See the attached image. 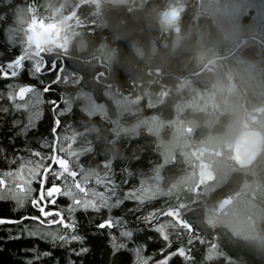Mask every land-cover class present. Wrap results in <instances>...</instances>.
<instances>
[{
  "label": "trees",
  "instance_id": "obj_1",
  "mask_svg": "<svg viewBox=\"0 0 264 264\" xmlns=\"http://www.w3.org/2000/svg\"><path fill=\"white\" fill-rule=\"evenodd\" d=\"M204 5V0H0V62L13 58L20 48L30 50L33 25H61L62 46L51 45L45 58L63 67L62 83L53 82L43 93L42 119L33 135H46L51 126L54 113L48 101L67 94L74 107L61 115L62 122L75 123L80 131L83 127L100 152L82 157V162L95 164L106 156L117 169L125 163L138 172L157 195L149 207L170 208L172 231L181 241L194 242V259L188 264H264V145L251 167L231 166L230 153L223 155L234 168L216 185V171L214 181L199 184L200 171L193 163L182 167L178 160H164L162 141L176 143L179 133L184 143L175 147L174 157L186 159L191 148L194 152L212 136L224 137L229 148L231 138L245 126L264 134V45L253 38L264 42V10L246 7L250 10L240 15L243 30L235 40ZM6 37L13 47L5 43ZM243 37L249 39L239 47ZM25 65L19 82L43 87L29 75L27 61ZM16 79L0 77V92H7V84ZM40 79L54 78L49 72ZM11 119V114L0 113V143L11 135ZM166 133L172 140L164 138ZM74 144L82 145L83 140ZM241 200L246 207L252 205L256 218L258 209L262 218L248 232L236 233L221 214ZM223 203L224 209L218 210ZM126 205L131 207V202ZM0 215L17 213L4 205ZM77 216L91 239L95 233L88 217L96 223L99 217L91 212ZM128 218L135 223L131 214ZM9 227L0 225V264L26 260L23 253L30 249L20 246L33 242L6 239ZM148 235L156 242L148 241L142 254L157 250L159 258L164 241L156 232ZM106 243V238L93 240L84 264H113ZM171 264L182 262L173 257Z\"/></svg>",
  "mask_w": 264,
  "mask_h": 264
},
{
  "label": "snow or ice",
  "instance_id": "obj_2",
  "mask_svg": "<svg viewBox=\"0 0 264 264\" xmlns=\"http://www.w3.org/2000/svg\"><path fill=\"white\" fill-rule=\"evenodd\" d=\"M5 43L13 47L7 37ZM26 61L29 75L43 87L19 82ZM49 72L53 80L40 79ZM62 72L63 67L55 59L45 58L39 44L34 52L20 48L13 58L0 62V77L17 78L7 84V92H0V100L9 102L0 104V113L12 115L11 135L0 143V207L7 205L17 215H0V225H11L6 229V239L33 241L20 246L30 251L23 253L26 260H15V264H84L93 251V240L105 238L113 264H171L173 257L188 264L194 259V242L181 241L172 231L170 218L174 213L170 208L163 204L149 207L157 195L138 172L125 163L117 169L106 156L95 164L82 162V157L100 152L83 127L80 131L75 123L62 122L61 115L70 114L74 107L67 94L48 101L54 113L51 126L46 135H33L42 119L43 93L51 90L53 82L62 83ZM80 111L83 112L81 107ZM78 138L83 140L82 145L74 144ZM62 199L67 202L62 203ZM126 202H131V207ZM117 209L122 210L120 214H116ZM78 212L99 217L98 223L88 217L95 233L91 239L89 231L81 227ZM129 214L135 217V223ZM149 232L158 233L164 241L158 249L159 258L157 250L142 254L148 241L156 242ZM41 244L48 247L42 248Z\"/></svg>",
  "mask_w": 264,
  "mask_h": 264
},
{
  "label": "rangeland",
  "instance_id": "obj_3",
  "mask_svg": "<svg viewBox=\"0 0 264 264\" xmlns=\"http://www.w3.org/2000/svg\"><path fill=\"white\" fill-rule=\"evenodd\" d=\"M206 4L204 5L206 9L209 10V12L213 15V17L223 26L225 31L227 32L228 36L230 38H235L237 40L241 34V31L243 30V27L240 25V15L241 17L248 13L250 10L246 7H252L256 10H264V2H260L259 0H204ZM62 26L61 25H55V24H48L45 26L42 25H33L30 28V51L34 52L36 49V43L39 42L42 39V36L44 34L49 38L53 39V43L51 45H56L57 43H63V36H62ZM45 31L48 33L46 34ZM60 43V45H61ZM62 46V45H61ZM232 130L237 129L235 124L230 125ZM248 127V126H245ZM243 131V128H241L237 135L233 136L231 138V141H234V137L238 136ZM180 134V137H179ZM177 136L179 138H174V141L176 143H171L169 140H163L162 141V147L166 148V153L164 155V160L168 161L170 159H173L174 149L175 147L179 146L180 144H183L184 137H182V133H179ZM231 135L229 136V138ZM172 140V139H171ZM225 141L224 137L216 138V137H210L201 147L198 149H195L193 152V149L191 148L190 151L192 152V155L190 157L189 155V162L193 163L194 167H197V170L200 171V179L198 180L199 184H204L205 181L203 179V174L205 173L203 170V162L207 159L213 158L216 159L215 167H213L214 171L217 173L216 181L214 182V185L219 184L226 175L230 173V171L234 167L228 166V162L225 160V157L222 158H215L212 155H209L205 152V150H214L216 147L218 149H221L223 155H229L231 151L226 150L227 146L223 143ZM166 143H171L166 144ZM228 143V140L226 144ZM231 155V154H230ZM189 163V164H190ZM192 165V164H191ZM256 207V206H255ZM251 209V210H250ZM254 209L251 206H245V202L243 200L234 203L231 206V209L225 210L221 215H223V222L226 223L228 226H230L236 233H245L248 232L250 229L253 228L255 225V222L258 220H261L262 213L255 209L257 213V218L255 217V212L252 211ZM219 210V209H218ZM258 219V220H257Z\"/></svg>",
  "mask_w": 264,
  "mask_h": 264
},
{
  "label": "water",
  "instance_id": "obj_4",
  "mask_svg": "<svg viewBox=\"0 0 264 264\" xmlns=\"http://www.w3.org/2000/svg\"><path fill=\"white\" fill-rule=\"evenodd\" d=\"M47 34L48 32L45 31ZM45 35V34H44ZM245 42V39L239 47ZM19 99V98H18ZM264 144L263 132L259 129H245L237 138L234 144V155L237 163L242 166L253 164L259 157ZM205 177L209 180L214 179L215 173L213 170H207Z\"/></svg>",
  "mask_w": 264,
  "mask_h": 264
},
{
  "label": "flooded vegetation",
  "instance_id": "obj_5",
  "mask_svg": "<svg viewBox=\"0 0 264 264\" xmlns=\"http://www.w3.org/2000/svg\"><path fill=\"white\" fill-rule=\"evenodd\" d=\"M253 38H255L256 40H258L259 42H261L263 45H264V42L262 41V40H260L259 38H256V37H253ZM245 39V42L243 43V44H245L246 42H247V40L249 39V38H247V37H243L242 38V40H241V42H240V44L242 43V41ZM53 43V39L52 38H48L46 35H44V36H42V39L39 41V42H37L36 43V45L37 44H39L42 48H43V55L45 56V54L46 53H48V51H49V48H50V46H51V44ZM239 44V45H240ZM242 44V45H243ZM241 45V46H242ZM262 110H264V107L262 108ZM164 135V138H166V139H171L170 138V135L171 134H168V133H166V134H163ZM240 135V134H239ZM238 135V136H239ZM238 136H236V137H234V141H231L232 143V145H231V147H227L226 148V150H229V151H231V155H230V159H229V161L230 162H232V165L231 166H236V167H241V168H246V167H251V165H249V166H245V167H242V166H240L238 163H237V160H236V158H235V155H234V144H235V141L237 140V138H238ZM205 152L206 153H208L209 155H212V154H216V156H218V157H222L223 156V153H222V151H221V149H218V150H210V151H208V150H205ZM177 157H174L173 158V160H178V164H180V166H182V167H184L183 165H188L190 162H189V159H186V158H184L183 156H181V157H179L178 155H176ZM191 164V163H190ZM215 164H216V159H213V158H210V159H207V160H205L204 162H203V170H204V174H203V179H204V183H209V182H212V181H214L215 180V177H214V179H212V180H209V179H207L206 177H205V174H206V171L207 170H213L214 171V169H213V167H215ZM194 167V166H193ZM215 172V171H214ZM201 174V173H200ZM224 206H225V204L223 203V204H220L219 205V210H223L224 209Z\"/></svg>",
  "mask_w": 264,
  "mask_h": 264
}]
</instances>
